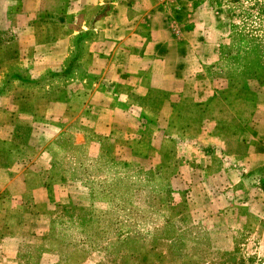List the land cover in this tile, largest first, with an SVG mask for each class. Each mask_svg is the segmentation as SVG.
I'll list each match as a JSON object with an SVG mask.
<instances>
[{
  "label": "crops",
  "instance_id": "1",
  "mask_svg": "<svg viewBox=\"0 0 264 264\" xmlns=\"http://www.w3.org/2000/svg\"><path fill=\"white\" fill-rule=\"evenodd\" d=\"M235 8L0 0V264H91L62 235L126 179L136 206L181 202L179 231L257 218L264 253V53L231 48Z\"/></svg>",
  "mask_w": 264,
  "mask_h": 264
},
{
  "label": "rangeland",
  "instance_id": "2",
  "mask_svg": "<svg viewBox=\"0 0 264 264\" xmlns=\"http://www.w3.org/2000/svg\"><path fill=\"white\" fill-rule=\"evenodd\" d=\"M205 1L210 6L236 4L233 24L240 40L231 48L253 49L258 55L254 53L249 61L257 66L260 51L264 53V0ZM228 47L225 44L223 48ZM222 62L224 65L228 61ZM130 181L126 179L125 184L118 186L94 187L92 219L87 232L62 235L70 246L83 243L87 249L72 251L68 248L63 251V257L81 261L87 254L91 264H264V253L257 249L263 236L257 218L245 225L239 219L228 224V218L222 217L223 231H217L212 221L205 219L179 231L180 224L174 223L173 217L182 212V203H164L161 211L136 206L133 203L136 187ZM252 186L255 192L264 191V177L254 179ZM151 188L160 193L170 189L165 185ZM253 208L259 209L260 203H254ZM214 229L218 233L213 232ZM253 229L256 233L252 235ZM244 243L246 245H239Z\"/></svg>",
  "mask_w": 264,
  "mask_h": 264
}]
</instances>
